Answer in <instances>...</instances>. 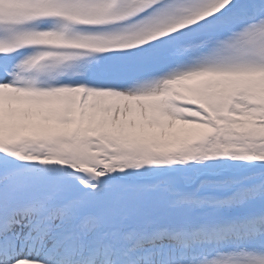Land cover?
<instances>
[{"label": "snow or ice", "instance_id": "6c2138e0", "mask_svg": "<svg viewBox=\"0 0 264 264\" xmlns=\"http://www.w3.org/2000/svg\"><path fill=\"white\" fill-rule=\"evenodd\" d=\"M0 264H264V0H0Z\"/></svg>", "mask_w": 264, "mask_h": 264}]
</instances>
